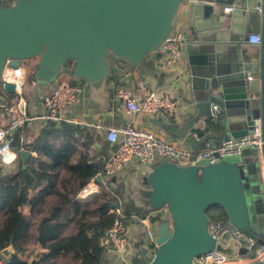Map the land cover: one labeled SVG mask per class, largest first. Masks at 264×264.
Masks as SVG:
<instances>
[{"label": "water", "instance_id": "95a60500", "mask_svg": "<svg viewBox=\"0 0 264 264\" xmlns=\"http://www.w3.org/2000/svg\"><path fill=\"white\" fill-rule=\"evenodd\" d=\"M186 1L4 0L0 83L8 61L22 67L31 60H36L29 69L32 82L54 84L61 71L70 68L92 94L102 92L115 72L110 58L142 75L166 77L159 67V50ZM197 1L192 7L191 39L182 46L183 57L189 59L186 90L191 107L180 124L162 122L160 127L198 151L213 135L199 137V132L212 129L218 109L219 131L233 139L243 138L253 134L259 122L263 145L214 163L203 159L188 165L169 161L142 165L141 197L150 208L167 206L170 212V218L158 226L156 251L144 242L135 248L144 264H193L195 258L213 250L228 257L235 254L233 241L224 245L209 232L207 212L212 207L222 208L230 223L264 243V0L261 10L252 6V0ZM232 4L237 9L231 14L216 11L215 6ZM254 19L260 21L262 33L255 53L244 47ZM252 68L259 70L258 90L246 79ZM3 90L14 94L15 86L5 83ZM1 91L0 87V103ZM203 121L208 125L203 127ZM20 154L26 169L30 152ZM97 181L102 183V177ZM15 253L11 245L4 248L0 262Z\"/></svg>", "mask_w": 264, "mask_h": 264}, {"label": "trees", "instance_id": "16d2710c", "mask_svg": "<svg viewBox=\"0 0 264 264\" xmlns=\"http://www.w3.org/2000/svg\"><path fill=\"white\" fill-rule=\"evenodd\" d=\"M64 70L73 74L70 68ZM113 70L107 81L118 77ZM220 119L211 130L218 131ZM12 138V149L27 150L30 157L26 169L21 164L14 173H6L0 167V252L10 245L16 252L0 264H106L107 252L100 238L117 219L127 226L135 217L163 221L153 215L158 210L150 208L146 199L141 205L125 199V184L106 177L99 192L87 199L78 197L99 174L105 176V160L91 153L96 141L87 128L66 121L60 125L48 122L31 143L23 142L19 134ZM116 149L104 141L100 151ZM119 202L122 216L113 212ZM207 215L213 221H229L219 207L210 208ZM28 253L30 257L23 258ZM141 256L136 250L133 264H144Z\"/></svg>", "mask_w": 264, "mask_h": 264}, {"label": "built area", "instance_id": "2783aa9c", "mask_svg": "<svg viewBox=\"0 0 264 264\" xmlns=\"http://www.w3.org/2000/svg\"><path fill=\"white\" fill-rule=\"evenodd\" d=\"M256 8L261 10V6ZM236 9V4L225 5L223 11L226 14H231ZM186 41L187 38L183 33L172 30L159 50L164 53L162 67L171 68L179 63L180 50H182L181 47ZM260 43V34L249 36V45L258 46ZM10 64V61H8L2 74V83H0L2 90L0 107L4 111V115L0 117V167L3 171L14 170L20 165L19 154L11 147L12 136L14 134L20 136L23 129L32 125L35 120L28 112V102L24 97L25 69L23 66L14 67ZM246 79L249 82L254 81L255 77L251 71L246 73ZM5 83L15 86L14 94H8L3 90ZM84 90L83 84L74 82V75L70 71L62 70L51 92L43 97L46 112L41 119L46 123L52 122L56 125H60L65 121L72 123L73 121L71 122L65 116V111L79 102ZM115 100L120 104L119 106L123 112L133 117L140 114L149 116L164 114L171 119L175 118L179 108V103L173 97L170 88L159 92L155 88L144 87L142 94L137 95L134 89L124 81H120V84L116 87ZM214 115L217 118L220 111L215 109ZM98 127L102 128V126ZM105 130L107 141L112 147L117 146V149L112 152L105 163L104 173L107 179L115 177L123 168L135 161H139L141 165L148 167H153L163 161L188 165L199 160L208 159L211 163H214L217 160L222 161L226 158L239 157L244 149L252 147L260 149L263 145L259 122L256 123L254 132L251 135L238 139L226 138L219 145H207L199 151L181 148L176 143L168 142L146 128L135 126L132 122L120 128L108 126ZM93 183L94 186L90 183L82 189L78 196L80 199H86L97 192L94 189V187H97L94 180ZM119 203L121 204V202ZM113 212L122 216L121 207L116 208L114 206ZM153 215H160L162 219L170 218L167 206L153 212ZM151 222L150 217L142 219L145 228L144 243L154 252L158 247L157 233L152 229ZM209 232L224 245L233 241L237 247V252L228 257L213 250L195 258L193 264H249L253 262L264 264V243H260L244 231L236 228L230 223V220H210ZM100 246L106 252L114 248L126 264L133 262L135 257L136 249L134 250L128 241V226L121 219H117L105 236L100 238Z\"/></svg>", "mask_w": 264, "mask_h": 264}, {"label": "crops", "instance_id": "0c3cea01", "mask_svg": "<svg viewBox=\"0 0 264 264\" xmlns=\"http://www.w3.org/2000/svg\"><path fill=\"white\" fill-rule=\"evenodd\" d=\"M4 0H0V6ZM12 3L14 0H9ZM202 2H210L211 0H201ZM198 2L197 0H188L182 4L180 7L176 23L173 27V31H179L183 33L186 38L191 39L190 27L192 26L193 20V5ZM252 6L257 7L261 6V0H252ZM216 11L223 10L224 6H215ZM244 23V22H243ZM252 34H262L261 33V23L258 19H254L252 22ZM249 37V36H248ZM248 37H246L244 47L248 48L251 52H258V46H253L248 44ZM182 49V47H181ZM183 50V49H182ZM180 50V61L177 65L171 68L162 67L164 53L159 51L162 54V57L159 60V67L161 71L166 73V77H161L159 74L156 76L142 75L138 73L131 67L125 65L123 62L116 61L113 58H110V65L113 69L118 72V77L116 80L107 81L106 86L102 89V92L98 94H92L88 88V84L82 82L80 79L74 76V82H79L83 84L84 93L82 94L79 102L65 111V116L71 120L72 123L79 125L82 128H87L88 131L94 136L96 150L91 153L97 154L98 158L102 157L104 164L108 161L110 151L108 153L102 154L101 147L102 142L107 141L106 139V128H120L126 124L132 122L135 126L146 128L156 135L162 137L168 142L176 143L179 147L193 151L194 148L183 144L179 139L174 138L169 135L162 127H160L162 122L169 123H181L182 118L190 110V103L188 102V97H190L188 91L186 90V80L188 74V57H183V51ZM36 64L35 60L27 61L23 64L26 73V86L24 89V97L28 102V112L35 118L33 124L23 129L20 137L23 139V142L31 143L39 134L43 126L46 125V122L41 119L45 114V106L43 97L46 94H49L53 89L54 84L43 85L40 83L32 82L30 78L29 69ZM258 71L255 68L251 69V73L254 75L255 79L252 83L254 89L258 90L259 81H258ZM74 75V74H73ZM76 80V81H75ZM120 81H124L129 85L137 95H141L144 87H151L157 89L159 92L170 88L173 97L178 101L179 108L175 118H168L164 114H158L155 116H149L140 114L137 116H129L123 112L115 100L116 87L120 84ZM1 108V107H0ZM4 115L2 108L0 109V117ZM220 117V116H219ZM218 118V117H217ZM216 118V120H217ZM208 123L205 121L202 122V126H207ZM7 126V125H5ZM98 126H102L99 128ZM213 134L210 136L209 140L197 147L198 151L205 148L207 145H219L223 139L230 138L225 134L224 130H209L206 134ZM198 134V133H197ZM200 137V135H199ZM14 150V149H13ZM24 150V149H23ZM16 151V150H14ZM22 151V150H21ZM21 151L18 152L20 165L22 164ZM109 157V158H108ZM142 165L139 161H135L123 168L115 177L111 178L112 181L116 183L125 184V199H132L137 205H141L143 199L141 197V192L144 188L140 185V171ZM6 172V171H4ZM100 175V174H99ZM104 179L106 176H98ZM97 185L96 190H100V183L97 181V178L94 180ZM93 182V181H92ZM91 182V183H92ZM141 197V198H140ZM122 206V203H121ZM25 212H29V207L25 208ZM165 219H163L164 221ZM162 222V221H161ZM161 222L153 223L151 222V227L158 234V226ZM145 228L142 223V219L138 217L133 218V221L128 225V241L131 243L132 248L137 247L140 243H143L145 240ZM35 252H39L38 248H35ZM30 257L29 253L23 256V258ZM1 263V262H0ZM130 262L129 264H132ZM106 264H126L124 260L120 257V254L116 253L114 248L106 253Z\"/></svg>", "mask_w": 264, "mask_h": 264}, {"label": "rangeland", "instance_id": "374dc122", "mask_svg": "<svg viewBox=\"0 0 264 264\" xmlns=\"http://www.w3.org/2000/svg\"><path fill=\"white\" fill-rule=\"evenodd\" d=\"M35 62H36V60H35ZM225 160H231V158H226ZM20 166V165H19ZM19 166L16 168V169H14V170H10V171H6V173H14L15 171H17L18 169H19ZM92 184V186H94V183L92 182L91 183ZM94 189L96 190V188L94 187ZM97 191V190H96ZM100 191V190H99ZM99 191H97V192H99ZM97 192H95V193H97ZM94 193V194H95ZM91 197V196H90ZM89 198V197H88ZM141 198V197H140ZM87 199V198H86ZM242 252H244L243 250H242Z\"/></svg>", "mask_w": 264, "mask_h": 264}, {"label": "bare ground", "instance_id": "6f19581e", "mask_svg": "<svg viewBox=\"0 0 264 264\" xmlns=\"http://www.w3.org/2000/svg\"><path fill=\"white\" fill-rule=\"evenodd\" d=\"M98 178V177H97ZM260 242V241H259ZM260 243H263V242H260Z\"/></svg>", "mask_w": 264, "mask_h": 264}]
</instances>
